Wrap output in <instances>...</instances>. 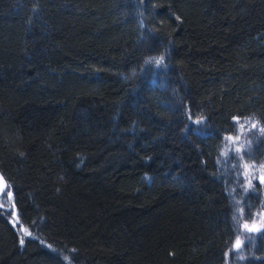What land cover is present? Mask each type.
I'll list each match as a JSON object with an SVG mask.
<instances>
[{
    "label": "trees",
    "instance_id": "trees-1",
    "mask_svg": "<svg viewBox=\"0 0 264 264\" xmlns=\"http://www.w3.org/2000/svg\"><path fill=\"white\" fill-rule=\"evenodd\" d=\"M240 120L264 161V0H0V264H264Z\"/></svg>",
    "mask_w": 264,
    "mask_h": 264
},
{
    "label": "rangeland",
    "instance_id": "rangeland-1",
    "mask_svg": "<svg viewBox=\"0 0 264 264\" xmlns=\"http://www.w3.org/2000/svg\"><path fill=\"white\" fill-rule=\"evenodd\" d=\"M238 123L239 124H238L237 134L234 138L230 140L232 152L235 151V154H236L235 156L237 158V162L235 164L236 165L239 164V167L241 164L244 167L243 170H245L244 173L247 175L248 183L251 182L253 184V182H258V183L264 184V161L260 162L255 159L249 158L243 152L245 147L248 148L249 146V145L246 146V144L253 143L254 135L263 133V131L261 130L259 125L252 120H240ZM236 146L238 148V151L236 150ZM229 158H231L230 154H228V159ZM261 190L263 191V186H261ZM2 201L3 202L0 201V208L6 209L5 211H8V213L10 214V217H12L13 225L17 227L20 231L24 232L25 234V229L22 225L19 224V221L17 219V212L11 204V197L5 200H2ZM262 208L263 210H261V214L259 218L257 220H253V222H250L249 224H246L248 225V228H253V227L259 228L261 224H264V203H263ZM242 230L247 232V234L249 233L251 235H248L247 237L246 234L245 235L243 234L244 238L240 240L238 239L241 242V246L243 244L244 239H252L253 234H257L258 232H260V231H248L247 229H245L244 226ZM241 246L239 248H241ZM239 248H236V249H239ZM236 256L238 257V260L236 261L234 260L230 264H239V256L238 255Z\"/></svg>",
    "mask_w": 264,
    "mask_h": 264
},
{
    "label": "snow or ice",
    "instance_id": "snow-or-ice-1",
    "mask_svg": "<svg viewBox=\"0 0 264 264\" xmlns=\"http://www.w3.org/2000/svg\"><path fill=\"white\" fill-rule=\"evenodd\" d=\"M155 59V58H153ZM163 60V57H160L159 59H156L155 62L157 64H159L161 61ZM234 120H239V117H234L233 118ZM255 126V125H254ZM2 179V178H0ZM250 185H251V182H250ZM0 191H3L2 189H0ZM5 195H7V193H5ZM245 229H247L248 231H261V230H264V224H261L259 228H256V227H253V228H248V225H244ZM25 234L26 235H30V233L27 232V230H25ZM23 239H21V244H23ZM241 246V242L239 240H237L236 244H235V247L236 248H239Z\"/></svg>",
    "mask_w": 264,
    "mask_h": 264
},
{
    "label": "water",
    "instance_id": "water-1",
    "mask_svg": "<svg viewBox=\"0 0 264 264\" xmlns=\"http://www.w3.org/2000/svg\"><path fill=\"white\" fill-rule=\"evenodd\" d=\"M0 178H2L0 179V189L3 190V191H0V198H1L6 193L9 183L1 171H0Z\"/></svg>",
    "mask_w": 264,
    "mask_h": 264
}]
</instances>
